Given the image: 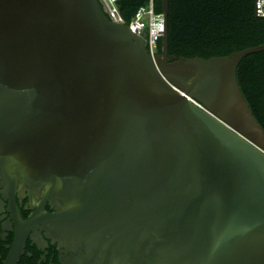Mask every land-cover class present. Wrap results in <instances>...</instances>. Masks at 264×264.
I'll return each instance as SVG.
<instances>
[{
  "label": "water",
  "instance_id": "95a60500",
  "mask_svg": "<svg viewBox=\"0 0 264 264\" xmlns=\"http://www.w3.org/2000/svg\"><path fill=\"white\" fill-rule=\"evenodd\" d=\"M160 1L152 58L98 0H0V161L116 264H264V130L236 78L264 44L169 55Z\"/></svg>",
  "mask_w": 264,
  "mask_h": 264
},
{
  "label": "trees",
  "instance_id": "16d2710c",
  "mask_svg": "<svg viewBox=\"0 0 264 264\" xmlns=\"http://www.w3.org/2000/svg\"><path fill=\"white\" fill-rule=\"evenodd\" d=\"M255 0H168L167 51L177 57L223 56L264 44V19L255 15ZM148 0H117L128 23ZM155 13L161 1L153 0ZM161 51L160 40L156 54ZM239 89L264 130V50L247 54L236 68Z\"/></svg>",
  "mask_w": 264,
  "mask_h": 264
},
{
  "label": "flooded vegetation",
  "instance_id": "af4514ba",
  "mask_svg": "<svg viewBox=\"0 0 264 264\" xmlns=\"http://www.w3.org/2000/svg\"><path fill=\"white\" fill-rule=\"evenodd\" d=\"M14 172L0 161V264H116L59 236L55 203Z\"/></svg>",
  "mask_w": 264,
  "mask_h": 264
},
{
  "label": "built area",
  "instance_id": "2783aa9c",
  "mask_svg": "<svg viewBox=\"0 0 264 264\" xmlns=\"http://www.w3.org/2000/svg\"><path fill=\"white\" fill-rule=\"evenodd\" d=\"M117 0H98L102 11L108 19L115 23L125 24L128 28L142 36L145 40L146 48L152 58L156 55V43L161 39L163 31V14L155 13L153 10V0H148L144 7H140L133 18L125 23L122 16L119 14ZM255 15L264 19V0H255L254 2ZM146 16L145 19L143 17ZM135 28L137 31H135Z\"/></svg>",
  "mask_w": 264,
  "mask_h": 264
},
{
  "label": "rangeland",
  "instance_id": "374dc122",
  "mask_svg": "<svg viewBox=\"0 0 264 264\" xmlns=\"http://www.w3.org/2000/svg\"><path fill=\"white\" fill-rule=\"evenodd\" d=\"M145 18H146V16L143 17V19H145ZM154 50H156V47H154Z\"/></svg>",
  "mask_w": 264,
  "mask_h": 264
}]
</instances>
